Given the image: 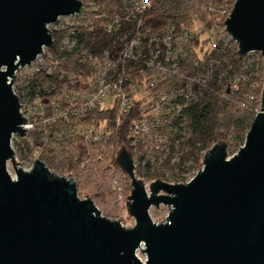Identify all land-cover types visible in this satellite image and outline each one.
<instances>
[{
    "label": "water",
    "instance_id": "water-1",
    "mask_svg": "<svg viewBox=\"0 0 264 264\" xmlns=\"http://www.w3.org/2000/svg\"><path fill=\"white\" fill-rule=\"evenodd\" d=\"M83 11L80 0H0V264H264V0H235L223 24L237 56L258 53L263 64L260 107L243 145L229 156L218 141L189 182L147 187L121 149L128 228L80 199L73 176L52 173L40 159L26 170L12 148L27 122L16 73L53 47L49 26ZM160 206L168 213L155 223L149 210Z\"/></svg>",
    "mask_w": 264,
    "mask_h": 264
},
{
    "label": "trees",
    "instance_id": "trees-1",
    "mask_svg": "<svg viewBox=\"0 0 264 264\" xmlns=\"http://www.w3.org/2000/svg\"><path fill=\"white\" fill-rule=\"evenodd\" d=\"M80 1L85 5L86 17H76L73 25L51 29L54 44L49 51L55 53L66 38H74V46L70 51L63 53V60L59 59L60 64L51 75L38 73L27 84L30 99L35 100L38 95L47 105L56 103L59 110L66 114V119H56L54 126L46 127L50 132L47 141L43 137L44 131L35 127L20 140V149L27 156L40 150L38 159L58 176L75 173L83 162L95 157L96 150L75 130L77 126H87L93 120L98 124L106 120L112 126L108 142L109 154L105 157L108 164H103L102 167L105 166V170H121L116 163L119 151L124 148L131 157L133 156L128 127L132 121L143 117L141 101H134L131 110L122 115H119L115 106L106 111L91 110L85 113L83 119L75 120L73 117L74 110L68 103L67 94L83 88V81L90 76L92 70L88 56L93 59L100 57L102 52L112 45L115 36L106 32V25L111 19L126 15L133 0ZM234 1L195 0V6L184 8L181 0H154L153 6L142 15L140 28L149 36L163 38L171 32L178 37L181 30H193V18H196L203 26V33L210 32L216 27H224L227 14L221 15L220 11H230ZM91 7L96 8L97 12H90ZM208 7L212 9L211 12ZM135 25L136 22L122 23L121 31L134 28ZM206 43L208 42L194 38L188 42L186 56L177 66V76L170 81V85H174L181 83V78L186 81L197 76L203 82L200 91L194 87L195 99H185L186 107L177 120L185 123V131L182 135L183 130L180 129L167 144L160 141L159 150L148 151L138 157L135 174L142 179H163L162 166L169 165L170 161L175 159L174 155L178 157L177 167L180 168L189 162L193 165L201 164L203 154L218 141H225L228 151L237 150L244 143L245 135L256 115L255 105L241 109L238 103L250 95L254 82H262V60L259 54H256V58L246 65V59L237 56L236 45L229 41L226 46L216 45L211 55L217 57V62H210V57H201L202 48ZM183 86L185 87V83ZM17 96L22 103L21 92L17 93ZM51 114V108H47L46 115ZM63 124L70 125L71 131L59 135L57 128H61ZM174 125H177L176 121ZM158 134L161 139L166 136L165 128L158 130ZM13 144L19 146L15 141ZM191 168L184 173L189 172ZM80 189L81 186L77 183L78 193Z\"/></svg>",
    "mask_w": 264,
    "mask_h": 264
},
{
    "label": "built area",
    "instance_id": "built-area-1",
    "mask_svg": "<svg viewBox=\"0 0 264 264\" xmlns=\"http://www.w3.org/2000/svg\"><path fill=\"white\" fill-rule=\"evenodd\" d=\"M153 4L154 0H133L126 15L115 17L107 23L106 32L115 36L114 41L102 52L100 57L93 59L88 56L92 69L91 74L83 81V88L69 95L71 99L68 101L74 110L73 117L75 120L83 119L85 113L91 110L106 111L115 106H117L119 115H122L131 110L134 101H144V105H141L143 117L132 121L128 127V136L132 141L134 151L131 157L133 163L136 149L143 150L141 154L143 156L148 151L159 150L160 141L167 144L168 140L175 137V133L180 129L183 130V135L185 123L182 120H177L186 107L185 99L195 97L194 87L196 86L197 90L200 91L201 83H203L200 77L194 76L186 81L181 78V83L170 85V81L177 76V66L186 56L188 42L192 38L199 39V36L194 30H181L178 37L170 32L163 38L149 36L143 32L140 28L141 17ZM85 9L84 5L83 13L77 16L86 17ZM208 11L211 12L212 9L208 7ZM90 12H97V9L91 7ZM229 12L223 10L220 11V14H229ZM135 22L134 28L121 31L122 23ZM74 43V38H66L62 45L55 50V53L49 51L50 48L44 49L43 54L38 56L33 63L43 58L48 63H52L54 69L50 73L39 69L34 75L41 72L51 75L56 70V66L60 64L59 61L63 60V53L70 51ZM183 83H185V87ZM138 96H141V99ZM260 99L261 95L260 98H256L251 94L241 99L238 104L241 109H246L249 105L254 104L257 113L260 107ZM21 106V113L27 121L22 126L26 130V136L35 127L43 131L48 127V125H42L40 117H37L38 120H36L27 116L22 103ZM47 108L53 109L51 104H45L41 115L52 118L53 111L51 115L47 116ZM63 114L65 115L64 119H66V114ZM175 121L177 125H174ZM162 128H165L167 134L161 139L158 130ZM75 130L89 145L99 146L103 149L107 148L109 137L112 134V126L106 120L100 124L93 120L87 126H77ZM43 137L47 141L44 133ZM100 160L101 157H98L97 161ZM86 163L83 162L80 168L83 169ZM113 173L115 174V171Z\"/></svg>",
    "mask_w": 264,
    "mask_h": 264
},
{
    "label": "rangeland",
    "instance_id": "rangeland-1",
    "mask_svg": "<svg viewBox=\"0 0 264 264\" xmlns=\"http://www.w3.org/2000/svg\"><path fill=\"white\" fill-rule=\"evenodd\" d=\"M183 2L184 8H191L196 5L195 0H181ZM232 8V7H231ZM231 10V9H229ZM227 11V10H226ZM228 15V14H227ZM88 16V14H87ZM78 16L64 17L54 25L49 26L50 29H60L75 23V18ZM89 17V16H88ZM81 18V17H78ZM194 20V32L199 36L201 42L207 41L206 45L203 46L201 57H210V62H217L216 56L211 55L212 52L216 49L217 44H223L224 46L229 44L231 41L230 37L225 33L224 27H216L210 32L203 33L202 24L196 19ZM219 20V19H218ZM258 53H251L245 57L246 65H249L255 58ZM259 56V55H258ZM45 71L50 73L53 71V64L48 63L43 58H40L37 62L32 65L21 69L16 73V78L13 84V90L15 94L21 92L22 95V104L25 107L26 115L31 117V119L38 120L37 117L41 118L42 125L44 126H54L55 120L59 118H65V115L61 110H59L56 103H51L53 115L46 117L41 115L43 109L45 108V103L42 99L36 96L35 100L30 99L27 87L28 81L32 78L37 70ZM263 82V80H262ZM262 82H254L251 89L250 95L253 94L254 97L260 98L262 92ZM141 99V96H138ZM67 99L70 101L71 97L67 94ZM144 101H141V104L144 105ZM40 114V115H39ZM59 135L63 134L65 131H71L70 125L63 124L61 128H57ZM79 129V128H77ZM53 135V134H51ZM45 139L48 140L50 132L47 128L44 129ZM13 141L19 144L16 146L12 144V148L15 154L16 159L22 164L25 169H29L32 162L35 159H38L40 155V150L35 151L32 155H25L21 148L20 140L18 138H13ZM93 148L96 150V155L93 160L85 161V167L83 169L79 168L75 173L71 174L76 181L81 186V189L78 193L80 199L90 198L96 208L100 210L102 216L109 218L111 220H121V223L124 227H132L134 225V220L126 212V199L130 195L131 186L130 180L125 176L120 170L109 168L104 169L107 166L105 157L109 154V148L103 149L99 146ZM238 150V149H237ZM237 150L228 151V155L231 156L237 152ZM134 152V151H133ZM143 150L136 149V155L134 156V164L137 165V159ZM101 157L100 161H97V158ZM173 160L170 161L169 165L162 166L163 179H160L164 182L171 184H182L189 182L196 173L202 168L201 164L193 165L192 162L187 163L183 167L178 168V157L174 155ZM103 164L105 165L104 167ZM189 167H192L189 172L184 173L188 170ZM106 168V167H105ZM8 171L13 175V171L10 166H8ZM115 171V174L113 173ZM137 179H140L145 186L147 187L152 181L142 179L136 175ZM182 179V180H180ZM168 208L165 206H160L158 209L151 208L149 210V215L151 220L155 223L162 222L167 216ZM137 257L140 260H144L145 256L140 252H136Z\"/></svg>",
    "mask_w": 264,
    "mask_h": 264
}]
</instances>
